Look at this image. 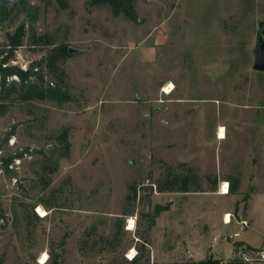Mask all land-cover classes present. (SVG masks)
<instances>
[{"label": "rangeland", "instance_id": "rangeland-1", "mask_svg": "<svg viewBox=\"0 0 264 264\" xmlns=\"http://www.w3.org/2000/svg\"><path fill=\"white\" fill-rule=\"evenodd\" d=\"M136 4L130 21L92 0H21L0 26L1 51L7 34L26 32L8 66L31 72L65 49L72 98L0 108V263H226L242 220H253L245 237L264 244V194L244 188L264 180V73L253 69L264 0ZM168 168L194 169L205 192L159 193ZM229 177L241 180L236 194ZM157 206L168 210L151 227Z\"/></svg>", "mask_w": 264, "mask_h": 264}, {"label": "trees", "instance_id": "trees-1", "mask_svg": "<svg viewBox=\"0 0 264 264\" xmlns=\"http://www.w3.org/2000/svg\"><path fill=\"white\" fill-rule=\"evenodd\" d=\"M21 0H0V26H3L12 21L16 12V4ZM137 0H92V5L109 7L115 16H123L127 20L135 21L137 19ZM26 38L24 27H20L15 34H7V50H0V101L4 109L7 105L4 104L8 100L13 99L15 102L30 103L34 101L39 102H53L57 104H64L71 101V95L68 91L66 72L64 65L68 58V53L62 47H56L49 50L44 58L33 67L31 72L21 70L14 66H8L9 62L13 59L14 53L23 46V41ZM43 38L35 39V45H40ZM46 68L50 74L55 78L54 82L45 83L44 74L42 70ZM14 103V102H11ZM66 148L67 153L70 151L69 131L63 132L59 136ZM230 193L236 194L239 190L241 180L237 177H229ZM208 184H212L210 192H215L218 183L217 178L207 177ZM159 193H201L205 192L203 187L202 178L195 172L194 169H189L187 174L180 175L174 169L168 168L165 172V178L157 185ZM139 190L136 185H131L128 189L127 202L138 201ZM167 207L157 206L154 215L151 217V227L154 225L155 219L161 213L167 211ZM127 215V214H124ZM28 225H30V215L26 213ZM6 220L3 210H0V222ZM235 250L240 246H244L248 250H253L242 243H235ZM0 264H4L3 262ZM130 264H138L133 261ZM179 264V263H175ZM180 264H239L233 260L231 262H222L212 258L201 262H185Z\"/></svg>", "mask_w": 264, "mask_h": 264}, {"label": "built area", "instance_id": "built-area-1", "mask_svg": "<svg viewBox=\"0 0 264 264\" xmlns=\"http://www.w3.org/2000/svg\"><path fill=\"white\" fill-rule=\"evenodd\" d=\"M227 185L226 193H229V185ZM222 193L225 192L224 188L221 189ZM225 224L230 225L232 223V218L227 220L226 217L224 219ZM239 225L246 228L249 226L248 222L243 220L239 222ZM238 237L239 234H236ZM235 261L239 264H264V250H248L244 246H240L235 253Z\"/></svg>", "mask_w": 264, "mask_h": 264}, {"label": "crops", "instance_id": "crops-1", "mask_svg": "<svg viewBox=\"0 0 264 264\" xmlns=\"http://www.w3.org/2000/svg\"><path fill=\"white\" fill-rule=\"evenodd\" d=\"M244 188H249L254 195L264 194V180H258L257 179L254 182H250L249 184H245L244 183ZM222 195H224V194H222ZM245 221H247V220H245ZM249 222H250V225L248 227L244 228V231L240 232V229L242 228V227H240L239 231L235 233V234L239 233V236L237 237L239 239L236 242L242 243L245 246L250 247V248H252L254 250H262L261 248L264 249V244L262 245V247L256 246L253 243H251V241L249 239H247L245 237V234L247 233V230L251 229V227L253 226V220H249ZM223 225L225 227L228 226L227 224H225V222H223ZM235 234H234V236H235Z\"/></svg>", "mask_w": 264, "mask_h": 264}, {"label": "water", "instance_id": "water-1", "mask_svg": "<svg viewBox=\"0 0 264 264\" xmlns=\"http://www.w3.org/2000/svg\"><path fill=\"white\" fill-rule=\"evenodd\" d=\"M25 24V22L23 23ZM70 53H74L73 49H70ZM254 71L264 73V30L259 34V45L256 50V62L253 67ZM29 73V71H27Z\"/></svg>", "mask_w": 264, "mask_h": 264}, {"label": "bare ground", "instance_id": "bare-ground-1", "mask_svg": "<svg viewBox=\"0 0 264 264\" xmlns=\"http://www.w3.org/2000/svg\"><path fill=\"white\" fill-rule=\"evenodd\" d=\"M170 90V89H169ZM172 91L170 90L168 93H171ZM226 138V133H225V130H224V128H219V130H218V139L219 140H223V139H225ZM227 189V185L225 186V188H224V191ZM223 194L225 195V194H227L226 193V191L225 192H223ZM226 219L227 220H229L230 219V215H227L226 216ZM130 224H131V226H130V230L131 229H133L134 227L132 226V224H133V222H130Z\"/></svg>", "mask_w": 264, "mask_h": 264}]
</instances>
